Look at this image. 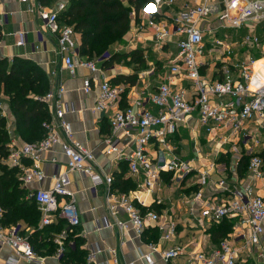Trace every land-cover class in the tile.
I'll return each instance as SVG.
<instances>
[{
    "label": "built area",
    "instance_id": "2783aa9c",
    "mask_svg": "<svg viewBox=\"0 0 264 264\" xmlns=\"http://www.w3.org/2000/svg\"><path fill=\"white\" fill-rule=\"evenodd\" d=\"M21 1L27 4L28 11L37 13L49 31L56 35L58 53L71 74H75L79 66L88 68L91 73L101 71L97 62L92 59L79 61L78 33L74 26L60 22V14L67 9L66 3L61 2L56 8H49L40 0ZM179 1L182 3L173 16L172 28L157 21L162 4L173 7ZM140 14L148 18L147 26L155 29L154 39L160 47L174 34L178 37L168 72L156 91L148 93V97L144 91L137 97L130 96L131 102L124 108L120 103L125 97L127 86L113 84L106 78L99 85V95L94 105L97 111L111 112V130L103 141L104 152L113 161L127 164L130 175L135 178V191L121 192L114 188V175L104 173L98 165L94 150L75 138L71 123L64 117L66 106L58 97L55 98L56 93L52 90L42 98L46 103L54 101L52 121L44 125L47 134L36 142L11 145L5 163L17 168L24 186L32 182L42 183L46 178L40 165L42 154L56 144L62 146L67 157V170L57 175L50 188L41 187L32 192L42 213L41 228L58 219L67 222L69 231L80 224V212L77 198L71 190L70 177L71 172L77 171L89 177L92 198H98L99 187L105 186L109 215L102 219L103 225L99 227L117 228L122 240L125 236H130L131 232L134 237L142 239L150 225L159 230L160 241L147 243L148 251L141 247L139 249V257L146 264H154L155 254L166 263L186 256L188 264H237L240 249L254 252V248L263 243L264 196L256 194L251 183L244 190L231 189L226 179L222 178L215 181V189L218 188L227 195H214L206 200L204 188L209 185L211 176L210 169L206 168L199 170V189L192 194H182L190 215L201 226L205 222L220 223L224 219L239 218V226L249 227L248 234L240 233L243 236L242 247H237L232 236H229L222 238L219 245L210 250H188L187 245L182 243L163 246L162 241L171 242L178 234L179 223L174 213L150 208L143 211L141 207L148 206L145 199L132 193L146 191L152 194L161 191L159 181L163 173H169L171 184L180 188L182 181L196 170L194 161L180 155L172 142V136L181 126H187L195 115L199 125L208 134L221 138L222 135L232 137L235 140L234 152H239L240 146H248L250 141L256 145L262 144L264 79L256 68V62L261 58L254 54L240 59L234 48L240 45L254 50L260 48L261 38L257 33V26L264 23V0H151L145 4ZM226 26H245L248 31L243 35L242 41L229 43L218 36L219 30ZM16 35L19 37L17 44L23 45L26 41L25 33L17 32ZM207 38L211 40V51L219 55V78L208 77L202 72ZM184 79L191 81L189 88L179 86L178 80ZM83 90L85 93L92 90L90 77L84 78ZM63 92L64 88L60 87L59 96ZM147 101L157 107L156 112L146 107ZM2 115H5V109L0 102V116ZM251 122L256 125L252 127ZM58 128L63 130L64 140L60 138ZM25 160H31L32 164H26ZM52 160L57 161L55 158ZM248 172L255 181L264 178V160L260 154L250 155ZM156 202L162 203L163 199L157 197ZM122 211L126 213L127 219L120 218ZM3 215L4 210L0 206V242L11 246L18 255L28 258L32 264L43 263V257L36 253L29 238L21 234L19 226L5 228L1 224ZM69 231L65 228L53 238L58 245L55 253L58 258L65 251V238ZM103 250L102 247H94L87 259L94 261L96 255ZM109 252L117 262L116 251L110 249ZM258 258H261L259 264H264V251H258ZM8 264L17 263L11 260Z\"/></svg>",
    "mask_w": 264,
    "mask_h": 264
},
{
    "label": "crops",
    "instance_id": "0c3cea01",
    "mask_svg": "<svg viewBox=\"0 0 264 264\" xmlns=\"http://www.w3.org/2000/svg\"><path fill=\"white\" fill-rule=\"evenodd\" d=\"M61 2L66 3L68 9L70 0H55L50 3H42L49 8H56ZM181 3L182 1H179L173 7L162 4L161 13L156 18L157 21L172 28L173 16ZM147 19L142 14L137 16L132 8L131 28L121 40L109 46L110 57L105 58L100 63L97 62L101 71L91 73L88 68L79 66L76 73L71 74L63 65L62 58L58 53L56 35L49 31L38 14L28 11L27 4L21 0H0V27L2 32L0 60L7 59L9 64H12L14 59L22 58L32 61L43 70L49 82V91L52 90L54 94L56 93L55 98L58 97L57 99H60L66 106L67 112L64 117L71 123L75 138L94 150L98 165L104 173L117 176L118 173L125 170L124 178H130L133 182L135 178L130 175L124 162L113 161L110 156L105 154L103 141L111 130L109 118L111 112L97 111L94 109V105L99 95V85L106 78L113 84H124L127 86L125 97L120 103L123 108L131 102L129 100L130 96L137 97L144 91L146 97H148V93L157 90L160 81L168 72L169 61L173 58L176 51L175 42L178 37L174 34L160 47L154 39L155 29L147 26ZM17 32H24L26 35V41L23 45L17 44L19 40L16 35ZM78 40L81 43L80 34H78ZM210 41L207 38L205 64L202 67V72L208 77L219 78L218 69L221 62L218 60V53L211 51L212 45ZM234 49L240 59L254 54L260 57V49L254 50L241 45ZM135 50H142L143 56L139 59L133 58L131 52ZM78 59L79 61L85 60L87 57L80 55ZM111 59L113 62L106 66V63L110 62ZM261 64H264V56L256 63V68L264 79V69H260ZM121 76L131 77L135 81L134 84L127 82L126 79H119ZM86 77L92 79V90L89 93H85L83 90V80ZM178 83L179 86L182 85L188 88L191 86V81L188 79L178 80ZM60 87L64 88V92L59 96L58 90ZM0 102L5 109V115H2V117L6 119V128L10 136L9 147L28 142L21 137L16 118L9 105V98L3 92H0ZM53 104L54 101L50 100V102H47L50 112ZM146 107L155 112L157 111V107L151 101L146 102ZM250 125L254 127V122H251ZM57 131L60 138L64 140L63 130L58 128ZM224 136L222 135L221 138L208 134L205 128L199 125L197 115H195L187 126H181L172 136V142L180 155L185 159L194 161L196 170L182 181L180 188H177L175 184H171L169 173H163L162 179L159 181L160 186H162L161 191H156L152 194L146 191L132 193L145 199V204L148 206L141 207L138 204L143 211L150 208L159 212L174 213L179 223L178 234L171 242L162 241L163 246L169 247L176 243H182L187 245L188 250H210L217 247L222 238L225 237H216V233L212 230V227L217 226L219 223L205 222V225L201 226L196 218L190 215L187 205L183 201L182 194H192L199 189L197 183L199 170L207 168L211 172L210 183L204 188V198L206 200L214 195H219V197L227 195V193H221L220 189H215V181L222 178L226 179L231 189L244 190L247 184L251 183L254 186V192L264 196V178L258 181L253 180L249 175L247 165H244V161L248 160V158L250 159V155L253 153H258L263 157L264 139L262 138L261 145H256L253 141H250L248 146H240L239 152H234L235 140H232V137ZM125 141L128 140L126 139ZM53 158L57 161L54 162ZM25 163L30 165L32 161L25 160ZM40 165L46 173V178L42 183L32 182L26 185L25 187L30 193L41 187L50 188L57 175L67 170V157L63 153L62 146L56 144L50 150L44 152ZM70 177L72 180L71 190L77 198L80 212V224L74 227V231L70 233L69 241L76 247L75 241L77 239L80 249L85 251L86 263L82 264H128L130 262L146 264L139 257V249L141 247L144 251H148L147 243L160 241L159 230L150 225L145 230L142 239L134 237L131 232L130 236L127 235L122 240L117 228L99 227L103 225L102 219L109 215L105 201V186L99 187L100 195L94 199L89 191L91 184L89 177L77 171L71 172ZM22 186H24L23 183ZM114 188L121 191L115 186ZM131 191L135 190L132 189ZM157 197L162 198L163 202H156ZM38 207L40 209L39 204ZM119 215L120 218L127 219V215L123 211ZM230 219L235 224L233 232L228 235H232L234 244L237 247H242L243 236L240 233L248 234L250 229L247 226H239V218ZM60 221L64 222V227L68 226L65 220L58 219L52 224L41 228L40 220L39 228H46L43 229L44 232L42 233L56 232ZM20 228L25 236L38 240L40 244L41 236L34 235L38 227L27 226L23 222L20 224ZM262 240L263 243L255 247L254 252L240 249L237 264H259L261 258H258V251H264V234ZM56 246L58 247L57 244ZM94 247H102L104 250L96 255L94 261H89L87 257ZM110 249L116 251L117 262L114 261V256L109 252ZM36 253L43 257V263L41 264H64L61 258L56 257L55 254L49 255L43 251H36ZM154 258V264H188L186 256L179 257L171 263L162 261L158 254H155ZM11 260H15L17 264H32L28 258L18 255L11 246L0 242V264H8Z\"/></svg>",
    "mask_w": 264,
    "mask_h": 264
},
{
    "label": "trees",
    "instance_id": "16d2710c",
    "mask_svg": "<svg viewBox=\"0 0 264 264\" xmlns=\"http://www.w3.org/2000/svg\"><path fill=\"white\" fill-rule=\"evenodd\" d=\"M50 3L55 0H40ZM151 0H70L68 9L60 14L61 24L74 26L76 32L81 35L79 47L80 55L87 59H93L103 54L108 47L121 40L131 28V11L135 10L137 16L145 4ZM2 37L0 27V40ZM131 55L136 58L143 56L142 50H135ZM110 57V56H109ZM113 59V57H112ZM106 63L110 65L113 60ZM134 84L131 77L121 76ZM49 82L46 73L32 61L17 58L12 64L7 59L0 60V91L9 98V105L17 121L18 131L26 141L36 142L45 137L47 129L45 123L52 121L51 112L47 103L42 99L49 92ZM9 133L6 128L5 117L0 116V206L4 210L1 224L4 226L21 223L27 226H35L34 235L41 236V242L29 238L35 251H43L49 255L55 254L57 246L53 238L65 228L64 222L60 221L56 232H44L39 228L41 210L30 191L18 175L17 168L10 167L5 163L9 154ZM249 158L244 161L248 167ZM127 167V164L124 163ZM125 167V168H126ZM125 170L114 176V186L122 192H129L136 188L130 178H124ZM235 222L224 219L217 226L212 227L216 237L226 236L234 230ZM65 238V251L61 256L64 264H82L85 262V251L80 249L76 239L74 247L69 239L70 233ZM21 234L25 235L20 228ZM68 246V247H67Z\"/></svg>",
    "mask_w": 264,
    "mask_h": 264
},
{
    "label": "rangeland",
    "instance_id": "374dc122",
    "mask_svg": "<svg viewBox=\"0 0 264 264\" xmlns=\"http://www.w3.org/2000/svg\"><path fill=\"white\" fill-rule=\"evenodd\" d=\"M257 32L260 35L261 38V43H260V58L264 56V23H259V25L257 26ZM247 32V28L244 26L240 27V28H234V27H224L223 29L219 30L218 36L221 37L222 39L227 40L229 43H232V41H242V37L244 34H246ZM111 54L110 49L108 47V49L101 55L94 57L92 60L100 63L101 61H103L105 58L109 57ZM259 57V56H258ZM1 92V91H0ZM254 125H256V123H254ZM261 133L264 134V127L261 128ZM264 139V137H263ZM263 160H264V154H263ZM213 230V229H212ZM233 232V231H232ZM232 236L230 235H226L225 237H229Z\"/></svg>",
    "mask_w": 264,
    "mask_h": 264
},
{
    "label": "bare ground",
    "instance_id": "6f19581e",
    "mask_svg": "<svg viewBox=\"0 0 264 264\" xmlns=\"http://www.w3.org/2000/svg\"><path fill=\"white\" fill-rule=\"evenodd\" d=\"M256 63H257V62H256ZM260 63H261V62H260ZM260 63H259V64H260ZM260 69H262V70L264 69V64H261V65H260Z\"/></svg>",
    "mask_w": 264,
    "mask_h": 264
}]
</instances>
